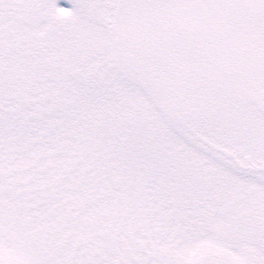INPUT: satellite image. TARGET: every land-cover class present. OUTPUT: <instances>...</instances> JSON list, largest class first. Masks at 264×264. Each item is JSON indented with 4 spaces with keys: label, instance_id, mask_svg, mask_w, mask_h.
<instances>
[{
    "label": "snow or ice",
    "instance_id": "obj_1",
    "mask_svg": "<svg viewBox=\"0 0 264 264\" xmlns=\"http://www.w3.org/2000/svg\"><path fill=\"white\" fill-rule=\"evenodd\" d=\"M0 0V264H264V0Z\"/></svg>",
    "mask_w": 264,
    "mask_h": 264
},
{
    "label": "rangeland",
    "instance_id": "obj_2",
    "mask_svg": "<svg viewBox=\"0 0 264 264\" xmlns=\"http://www.w3.org/2000/svg\"><path fill=\"white\" fill-rule=\"evenodd\" d=\"M62 6H67L66 3H64V0H61Z\"/></svg>",
    "mask_w": 264,
    "mask_h": 264
}]
</instances>
